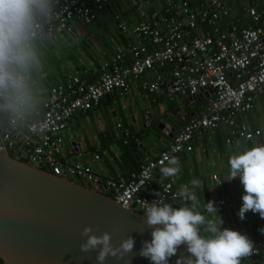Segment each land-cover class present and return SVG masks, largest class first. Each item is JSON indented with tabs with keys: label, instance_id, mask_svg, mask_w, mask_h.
Segmentation results:
<instances>
[{
	"label": "built area",
	"instance_id": "1",
	"mask_svg": "<svg viewBox=\"0 0 264 264\" xmlns=\"http://www.w3.org/2000/svg\"><path fill=\"white\" fill-rule=\"evenodd\" d=\"M111 1L61 0L49 40L71 34L73 23L91 24ZM229 1L205 0L191 5L189 0H162L156 10L139 11V22L131 26L114 16L116 29L127 42L116 49L96 80L88 82L66 75L62 83L49 86L40 108L30 117L34 130L20 129L4 120L0 154L23 145L24 150L17 149L14 155L23 154L25 164L47 169L59 178L88 182L99 193L112 191V201L126 210L136 205L141 216L142 202L157 199L153 192H159L165 202H177L171 178L161 174L155 178V172L166 165V161L161 164L165 154L180 159L191 152L196 139L219 128L225 129L228 144L238 138L249 143L260 135L258 129L249 130L241 119L264 87V0L242 7L246 22L241 28L229 19ZM221 19H228L227 31L222 29ZM132 89L163 97L169 103L176 97L187 99L203 93L206 97L169 137L167 145L124 180L101 179L83 163L65 162L58 145L71 118L97 107L104 96L113 92L125 96ZM122 134L128 137V131ZM164 134L168 138L170 130ZM99 159L93 155L94 161ZM211 180L218 183L216 174ZM216 202L219 211L240 206L238 201L221 197ZM257 256L264 257V240L251 258Z\"/></svg>",
	"mask_w": 264,
	"mask_h": 264
},
{
	"label": "crops",
	"instance_id": "2",
	"mask_svg": "<svg viewBox=\"0 0 264 264\" xmlns=\"http://www.w3.org/2000/svg\"><path fill=\"white\" fill-rule=\"evenodd\" d=\"M161 1L112 0L91 24L73 23L71 34H61L51 39L44 49L45 63L41 74L43 76L40 77L43 98L40 106L48 87L62 83L66 75L88 82L96 80L116 49L127 42V37L119 31L114 33L116 36H110L109 26H112V21L116 24L114 16L131 26L139 22V11L156 10ZM203 1L189 0V3L197 5ZM252 1H229V19L233 20L237 28L246 22L242 7ZM226 22L228 19L220 20L222 29L227 31ZM120 97L124 102V113L114 110ZM195 108L194 103L181 97L169 103L163 97L147 95L136 89L125 96L113 92L104 96L97 107L77 113L71 118L61 133L62 141L58 149L62 146L63 150L59 149V153L65 156V162L83 163L101 179L124 180L130 172L137 170L146 160L154 158L167 145L169 139L164 132L180 128L192 116ZM145 112H148L147 117ZM241 120L249 130L258 129L260 135L249 143L238 138L228 144L225 142L226 132L223 128L203 134L194 141L191 152L180 157L181 171L178 176L171 178V186L177 191L179 185L196 178L203 183V187L197 189L201 201L204 198L205 201H217L220 197L238 201L240 206L225 207L220 211L224 220L223 227L246 234L258 246L260 240H264V235L259 231L264 228V219L249 211L241 221L237 213L242 206L243 186L238 178L231 182L225 180L229 168L228 158L238 147L264 143V87L249 113ZM161 123L162 128L157 129L156 126ZM3 125L4 120L0 119V127ZM124 130L128 131L126 138L122 134ZM93 155H98L100 159L94 161ZM213 174L217 176L218 185L211 180ZM168 203L176 205L178 201ZM253 263L264 264V257L242 261V264Z\"/></svg>",
	"mask_w": 264,
	"mask_h": 264
},
{
	"label": "clouds",
	"instance_id": "3",
	"mask_svg": "<svg viewBox=\"0 0 264 264\" xmlns=\"http://www.w3.org/2000/svg\"><path fill=\"white\" fill-rule=\"evenodd\" d=\"M61 8V0H0V119L20 129L34 130L30 117L43 98L44 49ZM165 161L161 176H178L179 158L165 154L161 164ZM228 165L225 181L238 178L244 190L239 219L243 221L249 211L264 219V143L238 147ZM202 187L196 178L179 185L174 194L176 205L165 202L159 192L152 193L157 199L142 202L141 219L152 230V239L142 243L140 256L151 264H169L183 246L188 255L178 257L176 264H242L256 254L257 246L246 234L223 227L216 201H201L197 189ZM259 231L264 235V228ZM81 236L86 239L80 251H96L98 264L108 257L124 260L135 244L128 236L113 246L110 233L98 236L92 227H85Z\"/></svg>",
	"mask_w": 264,
	"mask_h": 264
},
{
	"label": "water",
	"instance_id": "4",
	"mask_svg": "<svg viewBox=\"0 0 264 264\" xmlns=\"http://www.w3.org/2000/svg\"><path fill=\"white\" fill-rule=\"evenodd\" d=\"M203 97L205 93L186 100L196 106ZM162 123L156 128H162ZM177 132L171 129L168 139ZM17 149L24 150V146L16 145L0 154L1 264H98L96 251H80L86 239L81 236L85 227H92L98 236L110 233L113 246L128 236L134 239L129 256L124 260L108 257L104 264H151L139 255L142 243L152 239V230L146 227L136 205L123 209L110 199L112 191L99 193L88 182L59 178L47 169L31 167L25 164L23 154L15 157ZM155 173L158 179L160 169ZM186 255L181 246L169 264Z\"/></svg>",
	"mask_w": 264,
	"mask_h": 264
},
{
	"label": "rangeland",
	"instance_id": "5",
	"mask_svg": "<svg viewBox=\"0 0 264 264\" xmlns=\"http://www.w3.org/2000/svg\"><path fill=\"white\" fill-rule=\"evenodd\" d=\"M111 25L112 26H109V32H110V36H116L114 33H116L118 30L115 28V25H114V22L112 21V23H111ZM118 33V32H117ZM117 104L118 105H115V111L116 112H122V113H124V111H125V106H124V102H123V100H122V98L120 97L118 100H117ZM120 110V111H119ZM59 149L60 150H63L62 149V146H59Z\"/></svg>",
	"mask_w": 264,
	"mask_h": 264
},
{
	"label": "trees",
	"instance_id": "6",
	"mask_svg": "<svg viewBox=\"0 0 264 264\" xmlns=\"http://www.w3.org/2000/svg\"><path fill=\"white\" fill-rule=\"evenodd\" d=\"M0 264H1V262H0Z\"/></svg>",
	"mask_w": 264,
	"mask_h": 264
}]
</instances>
